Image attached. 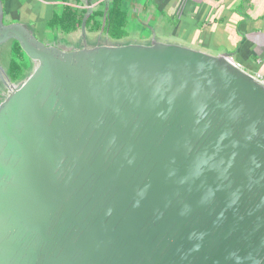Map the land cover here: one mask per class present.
<instances>
[{
    "label": "water",
    "instance_id": "water-1",
    "mask_svg": "<svg viewBox=\"0 0 264 264\" xmlns=\"http://www.w3.org/2000/svg\"><path fill=\"white\" fill-rule=\"evenodd\" d=\"M93 1L60 48L0 0L31 64H0V264H264V84L155 29L89 37Z\"/></svg>",
    "mask_w": 264,
    "mask_h": 264
},
{
    "label": "crops",
    "instance_id": "crops-1",
    "mask_svg": "<svg viewBox=\"0 0 264 264\" xmlns=\"http://www.w3.org/2000/svg\"><path fill=\"white\" fill-rule=\"evenodd\" d=\"M142 25L164 41L210 54L227 53L254 77L264 76V0H124ZM148 39L150 37H147Z\"/></svg>",
    "mask_w": 264,
    "mask_h": 264
},
{
    "label": "flooded vegetation",
    "instance_id": "flooded-vegetation-1",
    "mask_svg": "<svg viewBox=\"0 0 264 264\" xmlns=\"http://www.w3.org/2000/svg\"><path fill=\"white\" fill-rule=\"evenodd\" d=\"M4 10V25L8 26L16 22L27 25L33 29L36 39L47 46L60 48L68 47L74 39L80 37L84 17L88 14L87 0H1ZM114 6V0L93 1L90 17L87 19L86 31L89 37L102 34L112 41L116 38L117 30L110 27L106 14L100 18V13L110 12ZM109 15V13H107ZM95 16V17H93ZM90 20V23H89ZM53 28V30L48 29ZM127 28V25L125 26ZM55 30L63 36H56ZM47 32L54 35L53 42L48 41ZM32 33V34H33ZM93 33H96L93 35ZM50 35V36H53ZM59 40V42H58ZM10 55L21 62L19 67H10L13 73H7L12 82H18L30 70L31 64L27 56L21 50L18 42L11 43ZM18 77V78H15ZM0 88L1 85H0Z\"/></svg>",
    "mask_w": 264,
    "mask_h": 264
},
{
    "label": "rangeland",
    "instance_id": "rangeland-1",
    "mask_svg": "<svg viewBox=\"0 0 264 264\" xmlns=\"http://www.w3.org/2000/svg\"><path fill=\"white\" fill-rule=\"evenodd\" d=\"M129 25H127L126 28V36L124 39L118 40V41H136V42H145L146 40H148L147 37H150L152 30H159L158 25L155 23L154 26H151L150 24L148 26L142 25L139 20V17H135L133 15V13H129ZM48 29L53 30V28L48 27ZM55 35L56 36H63V34H60V31L55 30ZM89 33V32H88ZM87 33V34H88ZM96 33H93V35ZM50 32H47V39L48 41L53 42L55 40L54 35ZM159 38H162L160 35H158ZM111 39V38H110ZM59 42V40H58ZM11 52V43H8L2 47H0V64L3 66V68H5V70L8 73H13V71H11V69L9 70V68L12 67H19V65L21 64V62L18 61V58L13 57L10 55ZM18 78V77H15Z\"/></svg>",
    "mask_w": 264,
    "mask_h": 264
},
{
    "label": "trees",
    "instance_id": "trees-1",
    "mask_svg": "<svg viewBox=\"0 0 264 264\" xmlns=\"http://www.w3.org/2000/svg\"><path fill=\"white\" fill-rule=\"evenodd\" d=\"M122 2L123 0H114L113 8L110 10V12H107L109 13V15H107L106 12L100 13L99 15L100 18H103L104 15L106 14V17H108V20H109L108 24L110 25V27L117 30V33H116L117 40H121L127 37L125 34L127 12H126V5L123 6ZM89 23H90V20H89Z\"/></svg>",
    "mask_w": 264,
    "mask_h": 264
},
{
    "label": "built area",
    "instance_id": "built-area-1",
    "mask_svg": "<svg viewBox=\"0 0 264 264\" xmlns=\"http://www.w3.org/2000/svg\"><path fill=\"white\" fill-rule=\"evenodd\" d=\"M256 78L264 84V76H258Z\"/></svg>",
    "mask_w": 264,
    "mask_h": 264
}]
</instances>
